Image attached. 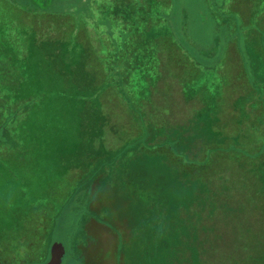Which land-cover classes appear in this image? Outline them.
I'll return each instance as SVG.
<instances>
[{
    "label": "rangeland",
    "instance_id": "1",
    "mask_svg": "<svg viewBox=\"0 0 264 264\" xmlns=\"http://www.w3.org/2000/svg\"><path fill=\"white\" fill-rule=\"evenodd\" d=\"M2 2L6 3V6ZM100 2L101 14L107 12L111 14V22L117 28L114 29L115 38L119 42L126 40L124 33L128 31H123L120 23L131 18L129 24L131 27L135 11L141 12L138 15L141 29L132 33L134 35L128 39L130 49L136 44L140 46L139 52L145 54L143 48L149 45V35L155 32L158 36L160 31L162 35L168 34L180 47L175 44L173 46L169 38L163 40L165 44L160 41L164 51L170 50L171 45L174 47L175 57L163 60L158 52V61L148 62V57H146V63L143 62L134 72V79L138 80L141 105L146 112L149 111L150 117H153V111L156 108L161 109V114L154 116L157 123L163 124L164 131L167 133L174 126L185 128L188 127L190 121L192 123L195 120H204L207 135L202 139L198 138L195 133L189 136L191 150L186 156L189 158L202 156L204 162L210 151L214 149L212 156L209 155L211 158L207 160V164L199 166L205 167L201 172L218 174L216 177L225 175L229 182H233L238 190L230 195L228 203L233 207L236 205L240 213V217L233 215V221L237 218L245 219L249 226H256L258 232L253 239H250L254 241V244L251 242L246 252L239 238L242 234L252 236V232L225 231V229H230L228 218L220 219L221 222L216 225V230L219 231L218 236L226 238V241L229 240V245L221 243L212 248L209 241V230H206L205 248L200 250L189 248L186 244L190 238L185 236L181 248L175 246L174 242L169 248L160 249L157 257L151 258L150 261L144 253L134 256L135 246L129 248L119 243L118 251L126 259L123 261L124 264L125 262L126 264H192L191 256H195L196 253L201 261L196 259L195 264L198 262L200 264H264V221L260 220L264 218V131L261 130L264 127V111L261 115L258 114L255 120L251 119L254 116L253 112L225 111L228 110L230 84L234 81L233 78L240 77L234 65L226 62L228 53H233L229 44L235 38L240 45L251 43L252 23L251 26H237L233 30L232 24L236 20L230 15L233 5L227 3V9L223 11L225 0H172L171 4H166L161 0H100ZM239 2L237 6L243 7L241 18L250 17L251 21L252 12L256 7H247V4H244L247 0ZM262 2L264 4V0ZM141 3L142 6L139 7ZM19 4L31 6L33 15L37 9V5L32 0H0V9L4 8V13H9L11 17H14V14H18ZM153 10L158 12V16L149 21L148 15ZM47 17L55 20L52 14H47ZM7 22L9 27L15 26L20 30L28 25L15 24V21ZM18 24L21 27H18ZM100 35L105 36L106 34ZM8 37H12V34L4 36V39ZM150 41L152 43V39ZM69 59L68 54L65 60L69 62ZM96 68V73H98L96 80L102 93L83 102L81 111L83 116L90 118L92 115L101 118L99 120L88 118L83 123L78 122L77 131L73 134L77 138L75 142L79 146L78 153H73V149H67V142L71 135L63 134L66 142L51 143V148L64 146V150H61V154L55 160L59 165L54 163V166L47 171L29 172L30 177L27 183L12 184L9 179L11 175L9 170L0 173V177L4 180L0 183V264H47L50 260L52 246L57 242L65 248V256L61 264H87L88 254L82 246L87 239H90L87 230L88 222L92 217V220L96 219L97 215L91 211L90 205L94 195L103 187L102 177L96 178L93 171L104 162L117 165L113 176L108 178L107 184L122 186V179L125 175L120 172L122 165L120 161L119 164L112 162L114 153L125 142L129 143L141 136V127L128 111L119 95V90L117 94L115 90L111 91L107 78L102 75V72L105 73L103 67ZM90 75L94 78L92 72ZM153 81L156 82L153 85L155 93L150 95L142 85L149 82L152 84ZM16 85L13 81L7 84L9 93L15 91ZM243 90L244 94L238 97L237 106L246 105L257 97L252 91H248L245 85ZM259 90L260 88L257 89ZM262 98L264 99V96ZM175 107H177L176 118L173 113ZM36 108L40 110L42 104L36 105ZM12 109L15 114L18 112L16 107L13 106ZM50 109L49 104L42 110L49 115ZM166 110L170 113H166ZM239 115H243L246 121H238ZM82 131L84 134L87 132L89 136L85 140L82 138ZM94 136L97 137L94 138ZM92 138L95 141L94 144ZM175 138L174 135L172 139ZM202 143L211 144L212 147H208L200 155L195 151V146ZM99 146L100 148L103 146V149L100 150ZM56 152L58 154L57 149ZM159 152L170 154L171 159L173 161L177 159L183 165L182 167H186V170L196 173L199 171L195 168L196 166H187V162L181 160L182 158L174 159L168 148H162ZM11 154L13 153L3 151V155L9 158L13 156ZM72 154H74L73 158H76L75 161L71 159L70 163L64 164L69 165L70 169H67V166L61 167L60 164H63L60 161L61 157L70 158ZM252 154L256 157V163L252 159ZM130 155L136 156V152L132 150ZM15 165L20 168L17 160ZM26 179L27 175L24 180ZM131 182L141 183L135 180ZM126 187L131 188L132 186L128 184ZM123 188L124 186L122 190ZM242 193L247 196L251 195L252 201L255 200L254 209L258 211V216L250 212L249 204L244 201ZM106 194L104 192L103 195ZM117 196L118 194L115 193L116 200ZM104 201L107 202V200ZM261 201L263 205H259ZM98 204L101 205V203ZM209 212L212 211L209 210ZM220 214L221 212L215 213V216L218 218ZM196 215L195 213L193 216L196 217ZM204 215L206 214L200 211L198 219ZM117 216L122 217L119 214ZM115 219L118 221L117 217ZM215 220L206 219L205 228L211 229V223ZM186 222L187 224L183 222V219L179 222L177 218V227H172L173 234L185 235L190 232V221ZM179 223L183 227L186 225L187 228L179 227ZM174 238H176L175 235ZM106 241L110 242V238ZM249 254L252 256L249 257Z\"/></svg>",
    "mask_w": 264,
    "mask_h": 264
},
{
    "label": "trees",
    "instance_id": "2",
    "mask_svg": "<svg viewBox=\"0 0 264 264\" xmlns=\"http://www.w3.org/2000/svg\"><path fill=\"white\" fill-rule=\"evenodd\" d=\"M32 1L37 5L34 15L31 6L22 4H19L18 14H14V17H11L9 13H4V8L0 9V173L9 170L11 172L10 182L14 184L15 182L27 183L30 177L29 172L33 170L36 172L49 170L54 163L58 164L55 161L56 157L61 154L62 149L64 150V146L51 148V143L66 142L63 134L71 135L67 142V149H73V153H78L79 146L75 142L77 138L73 134L77 131L78 122L83 123L89 118L82 114L83 102L102 93L96 80L98 76L96 67L102 66L105 72H102V75L107 78L111 91L115 90L117 94L119 90V95L128 111L141 127V136L137 140L125 142L114 153L115 156L112 159V162L119 164L120 161L122 164L120 172L125 175L122 179L124 190L122 186L107 184L108 178L113 176L117 165L104 162L93 171L96 178L102 177L103 185L102 191L95 194L91 202V204L94 203L91 211L97 214L96 219L93 220L113 230L116 236L114 241L108 243V252L115 254L116 257L122 255L118 251L119 243H121L129 248L135 246L134 256L144 253L150 261L151 258L157 257L160 249L165 250L174 242L175 246L181 248L185 236L190 238L186 244L189 248L200 250L205 248L206 230H209V241L212 248L221 243L229 245V240L219 238V231L216 230V225L221 222L220 219L224 218H228L230 228L225 231L252 232V236L242 234L239 238L248 252L250 243L254 244V241L250 239H253L258 232L256 226H249L245 219L237 218L233 221V215L240 217V213L236 205L233 207L228 203V198L236 193L237 187L233 182H229L225 175L216 177L218 174L202 173L201 170L205 167H199L207 164L214 149L210 151L203 163H198L194 158L186 156L191 150L189 136L195 133L198 138L202 139L207 135L204 120H195L192 123L190 121L188 127L185 128L174 126L167 133L164 131L163 124L160 125L155 120L154 115L161 114V109L156 108L153 111V117H150L149 111L146 112L141 105L138 80L134 79V72L143 62L146 63V57H148V62L158 61V52L163 60L175 57L176 54L173 55L175 49L172 45H177V43L168 34L162 35L160 31L158 36L155 32L149 35V45L143 48L145 54L139 52V45L135 44L130 49L128 39L134 35L132 33L141 29L138 18L141 14L139 10L135 11L131 27L129 25L131 18L120 23L121 29L128 31L124 33L126 40L119 42L115 38L114 29L117 28L111 22V14L109 12L101 14L100 0ZM239 1L241 0H238L237 4ZM161 2L171 4L172 0H161ZM3 4L6 6V3ZM141 6L142 3L139 7ZM47 14H52L55 20L47 17ZM157 16L158 12L153 10L148 15L149 21ZM7 21L28 25L20 30L15 26L9 27ZM10 34L12 37L4 39V36ZM100 34L106 35L101 36ZM103 37L104 39H101ZM167 38L171 40L172 45L170 50L164 51L160 41L165 44L163 40ZM68 54L69 62L65 60ZM91 72L94 78L90 75ZM12 81L17 85L13 87L15 91L9 93L7 84ZM21 83H23L22 86ZM155 84L156 82L153 81L152 84L149 82L142 86L152 95L155 93L153 90ZM40 104L42 108L39 110L36 105ZM49 104L51 109L50 114L47 115L42 109ZM13 106L18 110L16 114L12 111ZM166 113H168L167 110ZM173 113L176 118L177 107ZM93 118L99 120L101 117L91 115L89 119ZM82 135L84 140L89 137L87 132L84 134L82 131ZM102 135L104 137V133ZM174 135L176 138L172 139ZM92 140L94 144L95 141L93 138ZM210 145L202 143L195 146V151L201 155L202 151L212 147ZM162 148H168L174 159L182 158L181 160L187 162V166H196L195 168L199 171L196 173L186 170V167H182L183 165L177 159L173 161L170 154L160 153ZM99 149H103V146L101 148L99 146ZM5 150L12 152L11 156H13L9 158L3 155ZM132 150L136 152V156L130 155ZM73 156L74 154L66 159L61 157L60 161L63 164L60 166L65 168L67 166L64 165L65 163L68 164L71 159H76ZM15 159L20 163V168L15 165ZM68 167L69 165L67 169H70ZM26 175L27 179L24 180ZM133 180L141 182L136 183L139 186L138 190L126 187ZM190 180L197 183L189 197L187 191L176 193L173 190L172 182L181 183L183 189H186L184 187ZM3 182L4 180L0 177V183ZM157 185L160 190L156 189ZM104 192L109 198L114 199V203L109 205L103 201L99 210L95 203L103 199V196L108 199L106 195H103ZM115 193L118 194L117 200ZM174 195L175 198H173ZM242 196L249 204L250 212L258 216V211L254 209L256 204L254 205L255 200L252 201V196L244 193ZM259 205H263V201ZM209 210L212 212L210 213ZM200 211L206 215L198 219ZM93 212L92 216H94ZM219 212L221 214L217 218L215 213ZM195 213L196 217L193 216ZM117 214L122 217H118ZM177 218L179 222L183 219L186 224V221H190V232L185 235L173 234L172 227H177ZM206 219L208 221L216 219L214 223H211V229L205 228ZM260 220L264 221V218ZM179 227L187 228L181 223ZM251 256L249 254V257ZM191 258L192 264H195L196 259L201 261L197 253Z\"/></svg>",
    "mask_w": 264,
    "mask_h": 264
},
{
    "label": "crops",
    "instance_id": "3",
    "mask_svg": "<svg viewBox=\"0 0 264 264\" xmlns=\"http://www.w3.org/2000/svg\"><path fill=\"white\" fill-rule=\"evenodd\" d=\"M237 1L238 0H225L222 9L223 11L227 9V3L233 5V9H230L231 17L236 18V20L232 24V27H234L232 28L233 30L236 29L237 26L238 27L239 26L242 27L243 25L251 26L252 23L253 25V27L251 26L252 42L246 43L245 45H240L239 43L236 42V38L230 41L229 47L232 49L233 53H228L229 56H227L228 60L226 62L234 65L235 67L234 69L237 70V72L240 74V77L233 78L234 81L231 82L230 84L229 100L227 105L228 110L225 111L226 112L235 111L234 113H238L240 111L253 112L254 116L251 117V119L255 120L257 115L258 114L261 115L264 111V99L262 98V96H264V4L262 0H247V2L244 3L247 4V7L250 8L256 7L252 12V18L250 21V17H247L246 19L241 18V12L243 7L241 6L238 7ZM235 3H236V9H235ZM248 35L250 37V34ZM247 47L250 49H248ZM241 50H244L245 52L242 53ZM244 85L246 86L248 91H252L253 94L257 95V97H254L253 100L247 103L246 105L237 106L238 97L244 94V90H243ZM259 88L260 90L257 91V89ZM239 116L240 117L238 121H243V122L246 121L243 115H239ZM261 130L264 131V127L261 128ZM252 156H253L252 159H254L255 161L256 159V157H254L255 155L252 154ZM203 158L204 157H199V158L195 157L194 159L198 163H202ZM196 183L197 182H193L192 180H190V182L188 181V184L185 185L186 187H184L186 189H183V184L176 183L175 181L172 182L171 185L173 186V190L176 193H181V191H187V196L189 197L193 189L195 188L194 185H196ZM129 185L132 186L131 188H129L131 190L139 189V186L134 184L133 182L129 183ZM156 189L160 190V187H158L157 185ZM105 198L98 200L95 203L97 209L99 210L101 209V205L104 200H107V202L106 201L104 202L109 205L114 203L113 198L111 199L108 197L109 201L107 198L106 199ZM173 198H175V195L173 196ZM97 203H101V205L99 204L97 205ZM93 204L94 203H92L90 206H92ZM87 230L90 239H87V241H85V243L82 246V249H84L85 253L88 254L87 264H124L123 261L126 260L124 258V255H117L119 257H116L115 254H111L110 252H108L109 242L106 241L107 238H110V242L114 241V239L116 238L115 234L113 233V230H109L107 226L97 222L96 220H90L88 222ZM94 230L96 234L94 233Z\"/></svg>",
    "mask_w": 264,
    "mask_h": 264
},
{
    "label": "water",
    "instance_id": "4",
    "mask_svg": "<svg viewBox=\"0 0 264 264\" xmlns=\"http://www.w3.org/2000/svg\"><path fill=\"white\" fill-rule=\"evenodd\" d=\"M64 255H65L64 246L60 242L55 243L51 250V258L47 264H61Z\"/></svg>",
    "mask_w": 264,
    "mask_h": 264
}]
</instances>
